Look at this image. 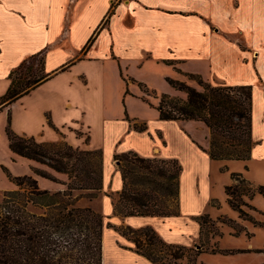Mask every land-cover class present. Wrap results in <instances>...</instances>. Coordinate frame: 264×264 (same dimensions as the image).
<instances>
[{"label": "crops", "instance_id": "crops-1", "mask_svg": "<svg viewBox=\"0 0 264 264\" xmlns=\"http://www.w3.org/2000/svg\"><path fill=\"white\" fill-rule=\"evenodd\" d=\"M205 1L0 0V96L11 82L10 71L24 59L39 58L43 75L28 93L0 105V191L16 188L3 167L14 176L32 175L41 189L64 188L57 182L48 185L46 179L33 172V168L45 169L42 165L11 152L5 133L9 118L15 133L38 142L62 140L73 147L102 151L101 194L103 201L110 203L109 210L102 209L108 220L102 234L109 229L115 232L117 251L144 264H154L136 253L133 243L107 223L133 229L151 227L170 245L189 246L196 241L201 236V215L181 213V175L176 216H121L114 213L116 199L113 201L109 195L117 198L122 187L115 153L132 151L143 157L158 155L179 162L168 148L164 135L167 126L179 125L191 142L204 151L201 145L209 140L205 124L159 118L154 107L157 96H180L167 77L187 81L193 87L187 74H198L215 85H244L251 78L264 82V52L251 54L249 50L242 52L239 45L229 47L219 28L220 17L209 14ZM141 84L156 96L147 97ZM253 104L254 147L261 140L253 129ZM135 121L142 122L146 129L135 130ZM188 122L203 129L204 142L183 128ZM77 130L86 139L77 135ZM151 137L156 140L150 146H136ZM63 177L60 176L66 180ZM229 184L230 180L224 187ZM224 195L227 202L225 192ZM210 203L220 206L214 199Z\"/></svg>", "mask_w": 264, "mask_h": 264}, {"label": "trees", "instance_id": "trees-1", "mask_svg": "<svg viewBox=\"0 0 264 264\" xmlns=\"http://www.w3.org/2000/svg\"><path fill=\"white\" fill-rule=\"evenodd\" d=\"M32 59H24L10 71L11 82L0 96V105L28 93L43 79L42 74L38 77L22 74V68ZM29 69L27 66L26 70ZM186 76L199 79L201 88L167 77V82L185 92L186 97L158 95L154 107L159 118L205 124L209 140L203 150L212 160H249L256 143L252 139V86L215 85L198 74ZM140 87L151 91L144 84ZM9 122L8 118L5 133L11 152L65 174L67 181L63 182L65 189L50 192L40 189L32 175L14 176L3 167L16 189L3 191L0 202V264H102L104 217L90 206L77 204L82 196L93 199L102 187V151L81 149L66 142H38L31 136L15 133ZM132 127L137 131L146 129L136 123ZM114 160L122 181L114 202L115 214L153 217L179 214L181 166L177 159L143 157L129 151L115 153ZM33 172L57 182L46 170L33 168ZM230 179L232 183L224 187V192L228 204L235 209H240V205L234 203V195L251 196L256 190L264 194V185L253 188L239 172H231ZM245 183L249 187L241 188L240 184ZM29 205L42 209L35 212L28 209ZM205 218H209L208 215L198 217L201 234ZM107 226L131 241L133 250L154 264H171L167 253H162L164 250L170 251V258L175 261L185 258L181 252L184 246L166 244L151 227L133 229L110 223ZM171 249L174 250L171 252ZM200 253L197 251L187 264H195Z\"/></svg>", "mask_w": 264, "mask_h": 264}, {"label": "rangeland", "instance_id": "rangeland-1", "mask_svg": "<svg viewBox=\"0 0 264 264\" xmlns=\"http://www.w3.org/2000/svg\"><path fill=\"white\" fill-rule=\"evenodd\" d=\"M214 1L206 0L204 2H207L205 9L209 10V14H216L215 17H220L219 28L224 32V38L229 42V47L235 48L239 45L242 52L249 50L251 54L258 51L264 52V0ZM233 54L234 51H231V55ZM235 64L238 65L236 62ZM246 64H250V62L246 61ZM27 66L30 67L29 71L26 70ZM40 68V59L34 58L24 65L21 72L23 75L28 73L31 77H38L41 75ZM186 78L192 81L197 89L201 88L198 84L199 79H192L187 76ZM246 84H250L253 89V129L261 140L259 144L253 147L249 160H232L231 162L230 160H211L204 151L191 142L190 138L181 131L179 125L176 127L167 126L166 131H164L165 138L169 142L168 148L179 158V164L182 168L180 174L182 183L181 213L210 215L209 218H205L201 236L191 245L184 246L185 250L181 251L185 256L183 260L175 261L170 258V251L164 250L162 252L163 254L167 253L165 255L171 264L174 262L187 264V260L193 258L197 251H201V253L197 256L195 264H264V194L256 190L251 196L234 195L233 201L240 205V209L231 207L226 202L224 195V185L229 180L230 184L232 183L231 172H239L242 177L251 182L253 188L259 184L264 185V82L251 78L246 81ZM141 89L149 98L156 96L151 91ZM177 94L182 98L186 97L185 92L177 91ZM134 123L138 126L144 125L139 121ZM192 124L188 122L187 125H183V128L187 129L200 142H204L205 133L203 129L193 127ZM149 132L151 133V131ZM76 133L86 139L83 132L77 130ZM151 139H148V142L137 143L136 146L145 149L150 146V143H153V140H156L154 137ZM201 147L207 148L208 142ZM1 151L0 148V153ZM43 167L45 168L43 170L48 171L57 180V183L63 184L67 181L60 178L65 174L54 172L42 165ZM63 178H66V175ZM44 179L48 185L55 183L49 178ZM240 186L241 188L249 187L246 183L240 184ZM63 189H65V185ZM101 189L91 200L87 196L79 197L77 204L90 206L101 214L102 209L109 210L110 203L103 201ZM75 194H79V192H75ZM109 197L113 201L116 199V196L112 194ZM2 198L3 191H0V202ZM210 199L217 201L220 206L212 205ZM28 209L39 212L42 208L29 205ZM213 215L216 216L213 217ZM103 217L105 224L108 220L104 215ZM173 250L171 249V252ZM102 264L144 263L130 257L127 253L117 251L115 232L109 229L104 232V235L102 234Z\"/></svg>", "mask_w": 264, "mask_h": 264}]
</instances>
